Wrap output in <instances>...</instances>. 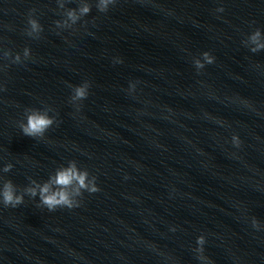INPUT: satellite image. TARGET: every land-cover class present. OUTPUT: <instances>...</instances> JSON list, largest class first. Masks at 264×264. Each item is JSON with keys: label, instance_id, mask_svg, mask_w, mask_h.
<instances>
[{"label": "clouds", "instance_id": "1", "mask_svg": "<svg viewBox=\"0 0 264 264\" xmlns=\"http://www.w3.org/2000/svg\"><path fill=\"white\" fill-rule=\"evenodd\" d=\"M116 3V0H98L97 9L100 12H107L110 5ZM223 8L217 9V11H223ZM91 11L89 5H84L79 9L80 16H86ZM68 19L72 23H76L80 16H77L75 11H69L67 13ZM28 24L30 25L31 31L27 34L32 36L33 33H40L42 31V26L34 18H29ZM59 26V22H57ZM250 41L255 45L250 49L251 52L255 53L260 50H264V42H260L261 31L259 29L255 30L249 37ZM6 57L10 53L4 54ZM30 55V50L28 48L24 49V56L27 58ZM203 62L200 60L195 61V67L199 70L204 68L205 63L212 64L215 58L209 53L204 52ZM20 56L17 54L14 59V63H20ZM90 85L89 82L85 81L81 85L75 86L73 88V95L71 96V101L73 103L83 101L88 96V89ZM135 85H132L134 88ZM55 123V119L47 114V112H41L37 109H33L27 112L26 122L19 125L23 135L32 138H42L46 131L52 127ZM233 143L239 146L240 141L237 136L232 137ZM12 164H7L3 168V172L7 173L12 169ZM75 185L73 192H69V189ZM84 191L89 193H95L99 191L96 184V177L89 176L87 170H78L75 163L70 164L67 168L58 169L54 176H51L43 184L36 183L32 181V186L24 189L23 193H17L16 185L11 180H5L0 187V203L5 207L11 206L16 207L23 203L24 195L27 194L30 197L35 198L39 195L40 203L46 207L49 211H55L59 207L73 208L79 206V201L74 197H80ZM252 226L254 228H259L260 224L255 218L252 219ZM174 230V229H173ZM205 244L204 236L197 238L196 252L201 260H207V257L203 256V245Z\"/></svg>", "mask_w": 264, "mask_h": 264}]
</instances>
